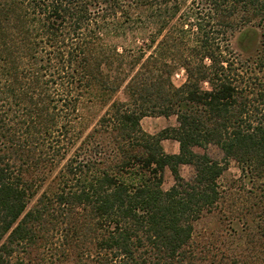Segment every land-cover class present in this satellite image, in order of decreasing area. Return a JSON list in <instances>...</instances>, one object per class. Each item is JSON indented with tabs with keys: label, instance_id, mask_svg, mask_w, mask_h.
Returning a JSON list of instances; mask_svg holds the SVG:
<instances>
[{
	"label": "trees",
	"instance_id": "1",
	"mask_svg": "<svg viewBox=\"0 0 264 264\" xmlns=\"http://www.w3.org/2000/svg\"><path fill=\"white\" fill-rule=\"evenodd\" d=\"M189 1L0 0V264H196L228 161L264 178V0ZM148 116L178 125L149 134Z\"/></svg>",
	"mask_w": 264,
	"mask_h": 264
},
{
	"label": "rangeland",
	"instance_id": "2",
	"mask_svg": "<svg viewBox=\"0 0 264 264\" xmlns=\"http://www.w3.org/2000/svg\"><path fill=\"white\" fill-rule=\"evenodd\" d=\"M244 31L248 32L247 38L242 31H237L231 39V47L242 59L257 50L262 28L250 25ZM244 48H250V51L244 52ZM184 81V72L178 71L173 78L174 84L180 86ZM122 98L123 93H117L113 100ZM106 109L103 104L89 109L80 107L88 125L95 124ZM141 125L144 131L155 135L176 127L178 123L175 116H148L142 119ZM162 145L168 154L179 152V143L175 140H164ZM194 150L224 162L223 152L214 145L195 147ZM180 174L185 180H190L195 172L192 166L181 165ZM218 183L221 190L218 205L211 211H205L193 223L192 245L197 253L196 264H264V178L250 180L242 173L239 164L230 159ZM173 184L174 177L167 169L164 189L168 190Z\"/></svg>",
	"mask_w": 264,
	"mask_h": 264
}]
</instances>
